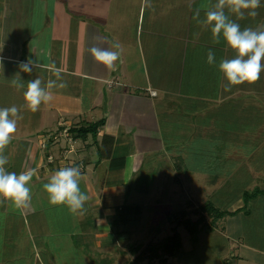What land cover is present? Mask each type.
Masks as SVG:
<instances>
[{"label":"crops","instance_id":"1","mask_svg":"<svg viewBox=\"0 0 264 264\" xmlns=\"http://www.w3.org/2000/svg\"><path fill=\"white\" fill-rule=\"evenodd\" d=\"M216 2L150 0L151 6L144 7V0H98L97 4L93 0H0V107L24 104V89L11 84L17 72L25 85L38 77L46 83L56 78L43 66L55 63L67 84L53 88L51 101L42 103L34 113L20 107L22 119L5 148V168L17 174L35 169V175L28 184V207L0 204L1 249L7 252L9 241L21 238L12 249L15 252L5 253L8 257L0 264H16L9 259L14 253L26 255L22 261L26 264H46L43 254L55 245L49 231L33 216L42 211L41 203L54 210L55 220L57 208L65 211L67 223L72 221V230L78 232L76 224L88 216L80 228L90 235L88 245L100 254L104 248H115L120 240L110 234L113 208L122 200L135 201L137 191L146 190L135 184V196H128L126 181L147 159L152 160L153 169L157 160L182 158L178 139L168 138V129L177 120L191 124L196 133L195 119L204 111L214 113L235 105L244 118L258 113L256 109L264 104V71L255 83L225 91L218 64L234 54L223 40L214 44L210 30L193 18L200 8V19H204L205 11ZM255 11V17L236 21L242 29L264 26V0ZM230 16L236 20L234 14ZM115 42L121 45V55L113 71L96 61L90 49L97 46L115 51ZM209 49L216 54V64L206 62ZM29 58L37 59L41 67L21 72L19 63ZM102 117L95 135L75 137L70 131ZM262 128L258 124L249 133L258 135L264 132ZM103 135L110 141L107 138L101 143ZM102 151L107 154L99 157ZM77 165L81 191L89 199L82 212L73 214L64 204H50L43 185L59 168ZM132 202L128 204L137 205ZM71 216H77L75 222ZM52 238L58 240L56 234ZM249 248L248 253L242 250V256L264 264V251ZM82 254L90 264L96 263L88 252Z\"/></svg>","mask_w":264,"mask_h":264},{"label":"rangeland","instance_id":"2","mask_svg":"<svg viewBox=\"0 0 264 264\" xmlns=\"http://www.w3.org/2000/svg\"><path fill=\"white\" fill-rule=\"evenodd\" d=\"M82 5L78 10H82ZM259 108L256 109L258 113L245 118L235 105L214 113L201 112L195 119L199 129L196 133L191 124L177 120L179 123L168 129V138L178 139L177 148L182 158L154 160V170L150 168L152 160L147 159L141 170L126 181L128 196H135V184L146 190L137 191L138 199L133 201L137 202V207L128 204L132 201L127 199L115 205L110 219L114 223L109 222L110 234L120 241L115 243V248H104L102 254L88 245L89 233L81 232L88 216L80 220V225L75 223L78 232L72 230L71 220V225L67 223L69 215L65 211L57 208L55 220L54 210L48 208L49 204L41 203L42 211L33 216L42 229L49 231L55 245H51V252L43 254L45 263L50 264L51 260L53 264H90L82 254L88 252L95 264H130L134 256L129 251L130 245H139L140 250L148 242L158 243L172 233L171 228L177 222L171 215L173 212L183 209L184 215L176 219L194 220L197 217L194 210L208 200L223 215L209 222L210 216L204 214L206 223L200 224L193 236L180 224L176 225L181 247L174 256L167 257L168 264H258L252 257H243L242 250L248 253L247 250H252L249 247H254L264 251V132L249 133L258 124L264 125V104ZM171 161L174 166H169ZM243 205L238 211L228 213ZM71 218L75 222L77 216ZM3 229L0 222V236ZM55 234L56 242L52 238ZM16 240L21 238L10 240L7 252H15L12 249ZM1 243L0 237V260L8 257ZM25 257L14 253L9 259L12 263L26 264L22 262ZM143 262L144 259L138 264ZM152 264H159V261L153 259Z\"/></svg>","mask_w":264,"mask_h":264},{"label":"clouds","instance_id":"3","mask_svg":"<svg viewBox=\"0 0 264 264\" xmlns=\"http://www.w3.org/2000/svg\"><path fill=\"white\" fill-rule=\"evenodd\" d=\"M144 7H150V0H144ZM191 7V4H189ZM261 7V0H217V2L205 11L204 19H200L201 9L194 11V19L206 30H210L213 43L219 44L223 40L234 55L232 58H224L219 61L218 70L226 81L224 90L230 91L233 86L255 83L264 71V26L257 28L244 27L236 22L255 17L257 8ZM247 10V12L245 11ZM230 14L236 16L233 20ZM115 51L93 46L90 52L94 59L106 67L115 71L116 61L121 55L119 42L113 43ZM206 62L209 65L216 64V54L212 49L207 52ZM19 70L31 73L34 68L41 67L37 59H27L20 62ZM50 71L56 79H49L46 83L41 78H36L24 83L19 72L14 75L11 84L16 88H23L24 104L20 107L36 112L42 103L52 99L53 88L67 86L62 79L61 69L55 63L43 66ZM2 68V63H0ZM57 81H60L58 84ZM20 107H0V204L8 202L16 209L29 206L31 190L29 182L35 175V169H28L19 174L7 171L5 165L8 158L4 154L6 146L11 142L12 135L16 132L17 121L22 119ZM81 170L77 166L61 167L52 174L47 183L43 185L48 195V201L52 205L64 204L70 213L82 212L88 195L80 188Z\"/></svg>","mask_w":264,"mask_h":264},{"label":"trees","instance_id":"4","mask_svg":"<svg viewBox=\"0 0 264 264\" xmlns=\"http://www.w3.org/2000/svg\"><path fill=\"white\" fill-rule=\"evenodd\" d=\"M102 123H103V117L96 120L95 122H90L85 126L72 127L70 131L73 133L75 137H84L86 133L95 135L96 128ZM107 138L109 142L110 141L109 136L103 135L101 138V143H105L107 141ZM106 154H107L106 151L105 153L104 151L98 152L99 157H101L102 155L104 156ZM247 198L248 197H246V199ZM133 207H137V206L135 205ZM243 207L244 205L228 213H234ZM194 211H196L197 213V217L194 220H190L188 217L182 218L181 220H177L176 219L177 217H182L184 215L183 209L175 211L171 214L173 218L177 221L176 222L177 224L175 223V226L180 224L190 236H193L197 232L200 224L206 223L204 214L210 216L209 222H213L218 217L223 215L222 212H217L214 206L212 205V203L208 200L198 205L197 209ZM209 222H207V224ZM175 226H172L171 228L172 233L168 236H165L158 243L148 242L147 245H145L140 250H139V245H130L129 251L132 254H134L133 258L130 261V264H138L140 261H142V259H144V262L142 264H152L153 259L158 260L159 264H168L167 257L174 256L181 247L180 237L178 232L176 231Z\"/></svg>","mask_w":264,"mask_h":264},{"label":"built area","instance_id":"5","mask_svg":"<svg viewBox=\"0 0 264 264\" xmlns=\"http://www.w3.org/2000/svg\"><path fill=\"white\" fill-rule=\"evenodd\" d=\"M150 93H153L152 91H150Z\"/></svg>","mask_w":264,"mask_h":264}]
</instances>
